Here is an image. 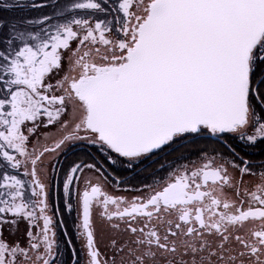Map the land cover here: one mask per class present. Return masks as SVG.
<instances>
[{
  "label": "snow or ice",
  "instance_id": "obj_1",
  "mask_svg": "<svg viewBox=\"0 0 264 264\" xmlns=\"http://www.w3.org/2000/svg\"><path fill=\"white\" fill-rule=\"evenodd\" d=\"M0 7V264H264V0Z\"/></svg>",
  "mask_w": 264,
  "mask_h": 264
},
{
  "label": "trees",
  "instance_id": "obj_2",
  "mask_svg": "<svg viewBox=\"0 0 264 264\" xmlns=\"http://www.w3.org/2000/svg\"><path fill=\"white\" fill-rule=\"evenodd\" d=\"M6 2V0H0V5H3ZM6 11L0 7V16L6 15Z\"/></svg>",
  "mask_w": 264,
  "mask_h": 264
},
{
  "label": "flooded vegetation",
  "instance_id": "obj_3",
  "mask_svg": "<svg viewBox=\"0 0 264 264\" xmlns=\"http://www.w3.org/2000/svg\"><path fill=\"white\" fill-rule=\"evenodd\" d=\"M8 2H11V0H8ZM61 159H63V157H61Z\"/></svg>",
  "mask_w": 264,
  "mask_h": 264
}]
</instances>
